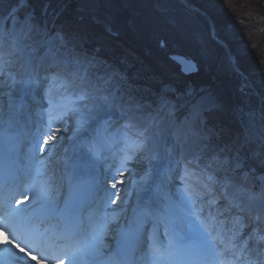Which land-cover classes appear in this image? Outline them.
I'll return each instance as SVG.
<instances>
[{
  "label": "bare ground",
  "instance_id": "obj_1",
  "mask_svg": "<svg viewBox=\"0 0 264 264\" xmlns=\"http://www.w3.org/2000/svg\"><path fill=\"white\" fill-rule=\"evenodd\" d=\"M45 1H47L46 3H48L47 7H49V5L52 7V4L48 0H45ZM66 1L67 0H59L58 4L64 7L66 4ZM81 1L83 2L85 0H81ZM175 1L178 2L174 4L176 6L175 9L174 8H168V9L160 8L159 12H161L162 17L164 18L169 17L168 20L174 19L175 22L185 21L190 18V20L192 19L190 24H192V22L195 23L196 22L195 19L205 20L208 22L209 27H211L212 30H215L219 23L222 26H226V27L229 24L230 25L237 24V23H239V25L242 24V27H243L242 30L236 29L235 27H233L234 25L229 26L232 32L234 33L226 32L225 37L229 39H234V40L232 41L231 44H228V45L227 44L224 45L223 44L224 40L220 39L217 34H214V32H212L211 37H216L220 39V41L216 44L217 45L215 48L216 53H214L213 55L209 53V55H207L205 59L206 58L208 59L211 57L210 63H212L213 61H217L219 65L220 63L218 60L223 59L224 60L223 65L226 68V70H228L227 72L230 73L229 76H231L232 79L236 80L235 81L236 88L240 86L242 82H244L243 84L247 85L250 88L251 93H253V97H249L247 100L251 101V102L249 101V103L253 107H249V109L250 111H253V112L256 110V112L258 113H259V110L262 111V113L260 114L261 116L258 119L261 121L260 122L261 126L264 127V92L259 87L261 84H264V77L262 76V71H264V68L260 65V63H264V37L258 36L257 30H256V28H264V16L258 13L259 11H262V10L264 11V0H237L234 3V7L232 4V7H233L232 11L234 13L241 14L240 11H243V10L247 12L245 13L243 11L244 12L243 17L240 18L239 21H236L237 19L235 20L236 16L223 13L224 9L219 8L218 6L220 5L217 2L214 3V1H210V0H175ZM69 2H70L69 4L73 8H76L75 4H77L78 0H69ZM131 2H133L135 5L140 4L139 1H131ZM131 2H129V0H125V2H122V4L126 5V3H131ZM122 4L120 5V7L122 6ZM49 10L51 11V9ZM250 10L255 11V13H249ZM23 11H24L23 9H20V12H19L20 16L22 15ZM80 14L83 15L84 17L82 21H88L84 15V12L81 13V11L78 8H76L75 12L72 13V15L75 17ZM62 15L65 16V14H62ZM122 17H123L122 20L126 21L125 25L127 26L129 30L133 31V27H136L138 29V26H137L138 21H133L130 23L128 21H131L132 18H129L127 20L126 18H124L123 15ZM192 17H195V18H192ZM101 22L102 23H99V24L102 27H104V30H106V28L107 29L117 28L116 26L110 25V24L116 23L117 21L115 20L110 21V22L108 20L106 21L102 20ZM118 27L122 28V26H118ZM139 34L140 32L137 31L136 35H139ZM142 36H143V33H142ZM112 37H114V35H112ZM26 41L28 45L30 44L32 45L30 47L33 49V47L36 44V41L33 39H27ZM93 42H95V38H93ZM102 43H106V42L102 40ZM21 47L23 48V46H14L11 41H5L3 47L0 48V53L3 54L4 58L7 61H10V63H8L4 69V74L0 75V121L1 120H12L14 121L13 123H16V125L18 124L19 128L23 132L22 134H20L23 148L26 149V148H29L30 145L36 143V140H37L35 138L36 135L33 133L37 134V132L43 133L46 131L45 137L44 139H42L44 141L46 139L50 140L51 137H54L52 136L51 130H47V128L49 126L55 127L58 123V118L62 117L63 119V117H75L77 119L75 122L78 123L80 117L79 115L73 116L72 114L63 115V112L65 111V109L63 108H57L56 110L52 111L51 115H49V111H50L49 105L47 101L43 99V95H44L43 90L47 88L49 85H48V82L44 80V77L49 76L52 73H57L56 66L58 65L62 66L61 60L57 59L56 57L55 58L51 57L50 54H46L47 53L45 51L46 47L43 45V47L41 46H38L39 48L37 47L38 50H37V53L35 54V57L32 58L29 62H27V60H25L26 57H25L24 51L21 49ZM114 48L117 49L116 47ZM173 52L177 54V57H181L183 63H187L190 61L188 60L186 54L183 53V52H187L188 55H190L191 54L190 52L188 51L178 52L177 49H173ZM20 56H21V59H20ZM116 56H120L121 58H123V54L120 52H117ZM72 58L74 57L71 56V59ZM125 59H127L128 61L130 60L129 57ZM97 61L100 62L101 58L98 57ZM67 62L70 63L69 61ZM104 62L110 68H115L119 70V74H120L119 78L124 77V79H126V78L132 77V79L134 80V83L141 82L137 84L138 87L141 88V85H143V75L146 72V68L143 65V63L147 64V62L145 61V58H142L140 64H138L135 67L129 68L128 71L124 70L123 66H121V63L116 64L115 62H113L112 64L111 61L107 57L104 58ZM86 66L87 65L84 64V67ZM95 66L100 68V64L95 65ZM197 66L198 65L195 66L194 71L198 70ZM64 71L68 72L69 74L77 73L79 72V65H74V66L70 65V68L66 67ZM129 74L131 76H129ZM10 76H15V79L17 81L27 80L30 76L39 79L41 81L40 86L37 87L33 85L32 88L35 89L34 94L36 98L40 101V103L37 104L32 101L31 96L33 93L31 91L27 95L24 94V90H21L18 86V84H21V83H16L15 85H13L11 83ZM212 77H214L212 74H205V75L202 74L201 75V73L197 71L195 73V79L193 80L194 82L196 81V83L190 82L186 84L185 87H187V89L192 90V89H196V86H198L199 90H197L195 93H193L189 97V96H183L185 91L184 89L180 88L176 90V93L180 95V97L178 98V95H176L173 97L172 100H170V102L172 101V103L181 104L182 109H185L188 106V104H191L196 100L195 101L196 103L193 104L192 109H190L189 111L190 112L192 111V117L199 116V114H202L206 110H208L209 108L208 106H210L208 100L206 99L207 97H210V94L208 93V95H202V91L204 92L207 88L211 89V87H213L212 85H214V81ZM253 79L255 80V82ZM134 83L126 81L125 83L120 82V85L123 84L125 87L128 88L129 85L131 86L135 85ZM135 86L134 87L132 86V87L134 88L136 92L137 90L135 89ZM208 89L206 90V92L208 91ZM108 90L113 91L110 88ZM65 93H69V92L67 91ZM133 96H135L138 102L142 105L140 109L143 110L144 108L146 110L147 109L151 110L150 105L148 104L143 105V97H141L140 95H136L135 93H133ZM165 97L169 98V96L167 95ZM211 98H212L213 103H215L211 111H213L214 113H218L222 121L218 122V125H216L214 120L210 122L211 113H209L210 111H208L206 112V115L204 116L206 118V119H203L204 123L206 122L208 124L210 122L209 126H211L213 130L229 133V130L226 128L228 126L227 123L232 124L230 120L233 119V118H229V115L232 116L231 113L233 109L242 108L243 103L236 102L234 108H230L231 104L228 102L226 103L225 100L220 99V97H218L217 95H214V97H211ZM21 99H23L26 105V107L23 109H20L18 107L21 102ZM254 99H256V101L258 100L260 108H258L257 105L252 102L254 101ZM223 105L227 107L225 111H223V109L220 108ZM215 107L217 109H215ZM15 108L19 109V113L17 114L15 113L16 111ZM180 109H181L180 106H178L176 110L174 109V113L177 115H182L180 116L182 117L181 118L182 120L178 119L179 121H181V123L172 122L171 124V121L167 123V127L165 130L171 133V136L170 135L158 136L159 133L158 134L155 133L156 130L160 132L161 130H163L162 126L166 125L164 121L160 125L157 123L151 124L155 128V130L152 131L151 132L152 134L150 135L151 141H150L149 147L151 151H147L144 155H143V152L137 155L139 162H140L139 167H141L140 171L137 172L136 174H133V173L127 174L129 178H127L126 175L123 173L124 171H126L127 173V169L129 168V166H131L133 162L136 161L137 156L134 155L128 160V162H125L121 166L120 171L115 174L116 181L113 182V185H115V187L112 189L114 191L113 199H115V201L113 203H115V207L117 206L121 207L122 204L124 203L123 202L124 200L125 202L127 201V203L130 205L135 204L136 200H138V197H141L143 195V186H145V184L148 183L147 175L151 174V172H148L149 169L151 170V167H148V165H150V162H152L154 165L160 168L163 172L168 173V172H172V170H176V162H175L176 158L180 157V155L183 156L182 160H184L185 158H190V155H193L196 152V150H198L197 148L193 147L194 145L193 143H191V141L189 143H185L186 142V138H185L186 135H184L185 131L188 130L191 126H189L188 121L185 122L184 116H183L185 115V113L182 109H181L182 111L180 112ZM236 109L234 110L235 112H237ZM12 112L15 114H12ZM118 113H120L119 109H113L107 112H98L97 114H95L93 119L88 120V122L84 124L83 126H81L80 123H78L77 125L75 123L74 128H71L70 130H68L67 121L63 119L61 128L65 132H60L61 135L58 136V140L52 141L48 150L43 149L42 152L37 153L36 151L33 154L29 153L26 156H23L24 153H22V155L20 156L21 157L20 159H22L21 160L22 163L23 164L25 163L24 164L25 169L28 171L30 180L32 181L38 180L39 185L43 186V188L49 186L53 189L54 185H56L57 182H54V184H49L48 173L51 170V168H54L55 172H57V177L58 178L60 177L59 179L64 181L70 187L71 182L68 179L70 172L65 171V170L67 169L68 164L72 163V161L74 160L72 158L73 157L76 158V156L75 154L74 155L70 154L69 155L70 157L62 156L60 157L61 159L60 162L64 161V163L63 164L59 163L54 157V152H55V151L53 152L54 147L55 146L58 147L60 144L61 145L63 144L62 148L65 147L66 149H69V150L71 149L72 151H74L73 149L75 146L78 149L80 148L78 151H82V152L85 150H89L90 148H93L94 154L98 155L99 153L95 149L94 142L92 141L91 143L88 141L89 137L93 138L95 136L94 135L95 130L94 131H91V130L96 125L101 126L102 124H104V121L102 120L106 119L105 120L106 122L116 121V115ZM187 113H188V110H187ZM245 113H249V111ZM250 114L254 115L255 113H250ZM10 116H11V119L9 118ZM120 123L121 122H116V124L113 127H117V125H119ZM236 124H237V127H233V128L231 126L229 127L232 128L231 130H235L240 133L241 138L237 137L235 139V144H240V140L243 141L242 138H243V134L245 133V131L243 129L242 122H241V125L238 122ZM36 126H39L41 128L39 130H36ZM120 127H123V125H121ZM205 135L206 134H203V133L200 134L201 141H203L202 139H203V136ZM257 135L258 136L256 138V142L258 144L260 142L261 136L259 134ZM104 136H107V134H104ZM226 137L231 138L232 135H228ZM77 140H80V142H82L83 148L81 145L77 146V144H74ZM248 145L249 144H247V146L245 145L247 151L240 150V152H236V153H241L244 157L250 158V154L253 155L255 152L254 150L255 146L252 145L251 147H248ZM60 146L59 148L62 149ZM162 146L171 147V150L175 153L173 154L171 152V158L175 157L174 162L170 161L167 158V155L163 153L167 149H164ZM205 146L207 147V150L210 151V154H218L221 157L226 155L227 154L226 151L229 150V149H226L224 146H223V150H221L219 144H217V142L214 140H210V142H207ZM249 148H251V151H252L250 153L248 151ZM45 151H50V156L45 157V159H43V162L41 163L38 160L39 158L38 155L40 154L42 155V153L44 154ZM203 152H205V149L202 150V154ZM231 153H234V151ZM260 154L261 152L256 151V153L254 154L251 160L255 162L259 158L261 159ZM153 156L159 158V160L157 159L156 163L155 161H153V159H151V157ZM229 157H232V155ZM82 160L84 161L85 157H82ZM119 168H120V164H117L113 167L114 170H118ZM253 170L255 171L254 173H255L256 178L264 177V173L263 174L260 173L259 168H254ZM168 174L171 175V173H168ZM176 174L177 173H174V176H176ZM149 180H150V177H149ZM164 181L165 180H163L162 183ZM259 181H261V183L262 182L264 183V181H262L261 179H259ZM167 183L169 184V186L173 187V183L172 184L170 182H167ZM257 183L259 182L256 181V184ZM175 185L179 186L180 182L177 180V183L175 182ZM252 189L254 190V188ZM133 190H135L134 192L138 194L133 193ZM254 191L259 193L258 192L259 188L257 187V190H254ZM55 193L53 192V190H49L47 192V195L44 192V196L42 198L40 193L34 192L32 194V192H30L28 194L29 196L28 200L33 202L31 206H35L39 203H43L41 202V200H44V199H45L44 202L48 204H53L56 201ZM118 194L122 195L123 197L119 199L117 196ZM187 219H189V217H187ZM201 219H203V216H201Z\"/></svg>",
  "mask_w": 264,
  "mask_h": 264
},
{
  "label": "snow or ice",
  "instance_id": "obj_2",
  "mask_svg": "<svg viewBox=\"0 0 264 264\" xmlns=\"http://www.w3.org/2000/svg\"><path fill=\"white\" fill-rule=\"evenodd\" d=\"M6 3L9 7L5 12L3 6ZM26 4L27 0H0V48L5 41H11L14 46H23L24 40L34 39V32L37 35L40 34V29L33 23L34 17L31 13L23 17L19 15L20 9ZM36 42L41 47L49 43L43 38ZM51 52L52 49L49 48L46 54ZM8 63L10 61H7L0 53V75L4 74ZM75 63L79 65V73H71V79L61 73H52L44 77L49 85L43 90V99L47 101L50 109L49 115L53 110L63 108L65 109L63 115H79L78 122L83 126L98 112L119 109L121 116L124 117L142 107L137 98L131 94L125 98L123 95H117L120 91L118 88L115 91H109L110 78L91 61L89 66L94 68L91 73L84 67L82 61L76 60ZM10 80L13 85L21 83L24 86V94L27 95L31 91L32 101L40 103L34 94L35 89L32 88L33 85L40 86L39 79L30 76L27 80L17 81L15 76H10ZM72 87L79 88V95L69 99L64 92ZM69 105L72 106L69 107ZM18 107L20 109L26 107L23 99ZM9 118L11 119V116ZM130 126L131 118L123 127ZM44 142L47 143L46 140ZM89 151H93V148ZM127 151L146 152L151 149L147 140H139L138 143L133 142L128 145ZM130 158L126 156V159ZM154 158V156L151 157V159ZM176 171L174 178L180 182L184 199L192 207H195L194 200L200 205L199 214L195 215V219L200 232L201 249L204 252H210L215 258L211 264H264V183L259 193L249 186L250 173L244 170L238 154L232 157L213 154L198 155L184 160L177 159ZM261 180L264 181V177ZM133 211L134 215L129 223L135 227L120 233L125 243L132 239H139L142 235L141 230L147 228L153 216L151 209L147 207L142 208L138 213L135 209ZM40 224L43 222L41 221ZM107 225L106 220L100 223L90 221L87 232L71 220L65 223L63 230L60 229V225H53L51 228L42 230L38 226L33 227L41 238L46 237L49 232L54 233L53 241H65L72 249L73 256L80 253L91 257V260L97 261V264H103L99 257L100 249L104 247ZM144 239L148 247V255L155 264L162 253L156 247L153 236L148 235ZM42 242H44L43 239ZM7 243L35 260L36 264H40L35 255L13 240H8ZM112 264H119V262L112 258ZM191 264H209V261L192 260Z\"/></svg>",
  "mask_w": 264,
  "mask_h": 264
},
{
  "label": "rangeland",
  "instance_id": "obj_3",
  "mask_svg": "<svg viewBox=\"0 0 264 264\" xmlns=\"http://www.w3.org/2000/svg\"><path fill=\"white\" fill-rule=\"evenodd\" d=\"M99 1L98 0H89V1L85 0L82 2L83 4H84V2H86L85 4H90V6H87V9L84 13V15L86 14L85 17L87 18V20L90 21L89 26H97V25L101 26L99 23H102L101 22L102 20H105V21L108 20V16L106 13H107V10L109 8L103 12L102 9L107 8V5H105L103 8L101 6L98 7L97 2H99ZM216 1H219V0H214V2H216ZM236 1L237 0H233V2H231V3L234 4ZM122 2H125V0H123ZM164 2L167 5L166 9H168V8H174L175 9L176 6L174 4L178 3L176 1H175V3L174 2L171 3V0H164ZM220 3L222 4L221 0H220ZM42 4L43 3L38 4L39 6L35 7V8L34 7L32 8L31 6L26 4L25 7L21 8L23 10L26 8V12L23 11L21 17H23L25 14H28V13H31L33 15V17H34L33 23L40 29L39 35H37L35 32L33 33V37H34L33 40L38 41L41 38L48 40L49 43L44 44V46L46 47L45 51L47 52V49H49V48L52 49L50 56L54 57V58L56 57L57 59L61 60L62 66L58 65V66H60L59 70L62 69L61 71L65 72L64 69H66V67L70 68V65H73V66L77 65L75 63V61L80 60L79 58L81 56L79 53H77V50L80 49L79 47L82 46V48H83L85 46V44H86L85 41L87 39L84 38L83 34H79V33H75L74 35L70 36L71 39L69 37H68L69 39H65V36H67V33H64L62 35V33L57 29L58 27L56 25L52 24V22H53L52 17L50 19L49 18L47 19L48 20L47 25L44 26V22H43V24L40 23L39 22L40 17L43 16L45 18L44 13H43L44 6L42 8ZM78 5H79V3H78ZM91 6H92V8H90ZM8 7H9V5L5 4L3 6V11L6 12ZM78 8H79V6H78ZM153 8L157 13H161V12H159L160 8L157 5H153ZM114 10H115V12H118L117 14L124 13V10H121V8L114 7ZM125 11H127V10H125ZM170 12H171V10H170ZM98 14H100V15H98ZM162 14H164V13H162ZM81 16H83V15H81ZM136 16L137 15L135 14L134 19ZM78 18L79 17H74V18H71V20L69 19V21L72 24H80L81 25V20L84 17H82V18L80 17L81 19H78ZM89 18H92V19H89ZM165 18H167V20ZM165 18L161 19L162 21H158V24L153 25V27L155 26L154 27L155 29L152 28V29L145 30L144 32H145L146 36L143 35V39H141L140 37L138 39H136V42L140 45L143 44V48H145V49H147V46H145L144 44L148 42L149 51H151V53H149L147 55V58L149 57L148 60L149 61L152 60V58H153L152 53L153 52H155V53H153L155 55V57L157 54H158L157 56L165 55L166 54V51H165L166 48L169 50V47L177 46L178 43L181 42L180 39L181 40L183 38L185 39V36H187L186 34L190 33L189 35H190L191 41H190V43H188L190 46L188 48V52L191 53L189 55L190 58L198 63V70L197 71L199 73H201V75L202 74L203 75L212 74L214 76V77H212V79L214 81V85H212L213 87H211V89L207 88L209 92L208 91L206 92L207 89L204 92L202 91V95H208V93L210 94V97L206 98L210 104V106L207 105L209 107L208 110H206L202 114H199V116H197V117L196 116L192 117V111L190 112L189 110L192 109V106H193V104L196 103L195 102L196 100L191 104L187 103L188 106L186 107V109L183 110L184 113L188 115V116L183 115L184 118L186 117L184 120H185V122L188 121L189 126H191L188 130L185 131V134H184V135H186V137H185L186 142L185 143H189L191 141V143H193V145H194L193 147L198 149V150H196V152L193 155H190V157L192 158V157H195L198 155L199 156L205 155L204 152L202 154V150H204L205 147L203 144H201L202 143L201 138H200L201 132H199L200 133L199 134L198 131L201 130L200 125L201 124L203 125V123H204V121L202 119L203 115L206 114V112H208V111L213 112V111H211V109L214 107L215 103H213L211 97H214V95H217L218 97H220V99L225 100L226 103L227 102L230 103L231 104L230 108H234L236 102L243 103L242 108H238V109L235 108L237 110V112H235L234 111L235 109H233V111L231 113L232 116L229 115V118L234 119V117H236L234 119L235 122L239 121L240 125L242 122L243 123V129L245 131V133L243 134V138H242L244 144L240 140L241 143L239 145H236V147H239L241 150L242 145L245 146V144H248V143L252 144L253 143V145L255 146L254 147V150H255L254 154L256 153V151L261 152V154H260L261 159L259 158L257 160V163H258L257 167L248 166L245 163L246 160L243 159V157L240 156L238 153H236V154H238V156L241 160V163L244 166V170H246L250 173L249 186L254 188V190H257V187H258L259 188L258 192H260L261 191V185L263 182L261 183V181H259V179H261V177L260 178L255 177V173H254L255 171L253 169L259 168V172L262 174L264 173V127L261 126V123H260L261 121L258 119L261 116L260 114L262 113V111L259 110V113H258V112H256V110L253 112V111H250V109H249V107H253V106L249 103L250 100H247V99L249 97H253V93H251V90L247 85L243 84L244 82H242L241 85L236 88V86H235L236 80L232 79L231 76H229L230 73L227 72L228 70H226V68L223 65V63H224L223 59L218 60L220 65L218 64L217 61H213L212 63H210L211 57L208 58L209 60L207 58L205 59V57L207 55H209V53H211L212 55L214 53H216L215 48L217 45H216V42L214 40L210 39L209 33H207V34L203 33L202 35L198 33L197 29H198V26L200 25L198 19H195L196 22L195 23L192 22V24H190L191 27H189V24H187V23H190L192 21V19L190 20V18L188 20H185L186 23L184 21H181L178 24L175 23L174 19L168 20L169 17H165ZM193 18H195V17H193ZM135 21H138V20H135ZM197 21H198V23H197ZM85 22L88 25V23H87L88 21H85ZM140 22H138V25H140ZM175 24H177L178 27L174 26ZM186 24H187V26L185 27ZM82 25H84V24L82 23ZM162 25H166L165 29H163V30H161ZM142 28H143V26H142ZM182 28H184V30L181 32ZM208 28H210V27L208 26ZM91 29H93V28H91ZM188 31H190V32H188ZM203 31H204V29H203ZM68 34H70V33H68ZM88 35H90V34H88ZM76 37L79 40H77ZM115 39L118 40L119 42L123 41V38L119 35ZM162 41L165 43V45L160 43ZM87 42H88V46H89V52L93 55L94 58L97 57L99 52L101 51V50H99V47H98L99 40L95 43H92V41H90V42L87 41ZM83 43H84V46L82 45ZM150 43H151V45H150ZM30 46H32V45L31 44L28 45L27 41L24 40L23 48L21 47V49L24 51V54L26 57V58L25 57L24 58H25V60H27V62H29L32 58L35 57V54L37 53V50L39 48L38 46H40V44H38L36 42L33 49ZM69 46H75V49H72ZM113 52L115 53L116 51H113ZM120 52L124 53V57L122 58L124 62L121 63V66H123L124 70L128 71V69L131 68L133 63L135 62V60H133V58L131 59V62H129L127 59H125L127 55L132 56L131 49H129V48L124 49L123 51H120ZM71 56L74 57V58H72L73 60L71 59ZM20 59H21V56H20ZM162 59H164V58L162 57ZM67 61H69L70 63H68ZM80 61H82L84 64L87 65L85 68H88L90 73L94 71L93 67L90 66V68H89V64H88V61L86 59L80 60ZM98 64H100V68L110 78V83H111L110 89L113 91H115L117 88L120 89V91L117 93V95H123L125 98H127V96L129 94H131V95H133V93H135L136 95H142L143 94V85H141V88L138 87L137 84L139 82L134 83V80L132 79V77L126 78V79H124V77H121V78L118 77L117 78V76H116L117 73H113L112 71L109 72L108 65L105 66L101 61L100 62L97 61L96 63H93V65H98ZM138 64H140V63H138ZM172 66L170 65V67H172ZM263 66H264V64H263ZM174 69L177 70L175 67H174ZM262 76L264 77V71H262ZM180 77H182V76H180ZM180 77L175 76V79L171 82V85L177 86L174 84V82L177 83L178 81H180ZM182 78L186 81L193 82V80L195 79V73L189 77H182ZM126 81L134 83L136 86L135 85H132V86L133 87L135 86V89L137 91L135 92L134 88L131 85H129L128 88L125 87L123 84L120 85V82L125 83ZM94 82L95 81L93 80V83ZM254 82H255V80H254ZM259 87L264 92V84H261ZM72 88H73L72 90H71V88H69L67 90L69 93L64 92V95H67L69 97V99H73L76 96V92H77L76 88L75 87H72ZM174 90H178V89H173L172 86L170 87L168 85L164 86L161 89V91H165L167 93H173L174 95H177L176 91H174ZM190 93H191V89L185 90L186 95H188ZM155 94L156 93H153V96ZM250 94H251V96H250ZM77 95H79V94H77ZM179 97L180 96H178V98ZM156 101H157V106L153 107L154 108L153 110L152 109L146 110L143 108V110L139 109L138 111H135V113H130L131 116H133L137 122L135 124H132L131 128H132V130H134L135 128H133V127H136L138 129L137 130L138 132L137 133L134 132V134L127 133V146L133 144V142L138 143L139 140H147L148 141L147 136H145L144 132L141 131V128H143V126H146L149 129V133H151L152 131L155 130V128L151 124L157 123L160 125L161 123H163L164 119H165L166 125L169 121H171V124H172V122L173 123H175V122L181 123V121H179L178 119L182 120L181 119L182 117H180L182 115L176 114L173 116L174 109H176L179 105H177L175 103H171L168 99H166L164 97V94L160 95L156 99ZM252 102L254 104H256L258 108H260L258 100L256 101V99H254V101H252ZM69 106L71 107L72 105H69ZM220 108L223 109V111H225L227 107L225 105H223ZM215 109H217V108L215 107ZM187 110H188V113L186 112ZM181 111L182 110H180V112ZM248 111H249V113H245ZM250 113H255V114L253 115ZM63 119H65L68 123V130H70L71 128H74L75 123H76V125L79 123V122L78 123L75 122L77 120L75 117H63ZM63 119H62V117L58 118L57 125L55 127L52 126V128H49L51 130L52 136H54V137H51V140L48 141L45 144L44 148L43 147L41 148V150H43V149L48 150L52 141L58 140V136L61 135L60 132H65L61 128ZM175 119H177V120H175ZM190 119H192V120H190ZM190 123H191V125H190ZM204 132L206 133V135L203 136V139H202L203 142H204V140H208L209 136L210 137L212 136V138L215 139L218 142V144H220V146L223 144V143H221V141L218 140V137H219L218 132H215L212 130V132L210 133V131L206 128H204ZM56 133H58V134H56ZM141 133H142V135H140ZM146 133H148V132L145 129V134ZM155 133H157V134L159 133L161 136L160 131L156 130ZM220 133H221V131H220ZM257 134H259L262 138V139L260 138V142L258 144L256 142V138L258 136ZM36 136H37V139L40 140L39 135L37 134ZM240 137H241L240 133H238V138H240ZM210 140L211 139H209V141ZM147 143H149V142H147ZM59 146L54 147V149H53V152L55 151L54 156L57 153V150L60 149ZM220 149L223 150L221 147H220ZM226 149H229L226 151L227 153L233 152V150L231 151L230 145H228L226 147ZM146 152H143V155ZM139 153H141V152L132 151L131 152L132 155H128V154L127 155L132 157L134 155H136V156L139 155ZM44 154H45V156L48 157V156H50V151H45ZM254 154H253V156H254ZM52 155H53V153H52ZM211 155H213V154H211ZM233 156H236V155H233ZM41 157H42V155H41ZM223 157H229V156L226 154ZM56 160L57 161L59 160L58 156L56 157ZM128 160L129 159L125 160L124 162H128ZM254 164H255V162H254ZM139 165H140V162H139V159L137 156L136 161L133 162V164L131 166H129V168L127 169V173H126V171H124L123 173L126 175L127 178H129L127 174H130V173L136 174L137 172L140 171L141 167H139ZM143 166H145V165H143ZM143 169H144V167H143ZM143 171H145V170H143ZM50 172H52L53 178H54L55 177L54 168H51ZM256 181H258L259 183L256 184Z\"/></svg>",
  "mask_w": 264,
  "mask_h": 264
},
{
  "label": "trees",
  "instance_id": "obj_4",
  "mask_svg": "<svg viewBox=\"0 0 264 264\" xmlns=\"http://www.w3.org/2000/svg\"><path fill=\"white\" fill-rule=\"evenodd\" d=\"M51 4L52 7L49 5V9H51L53 11V13H55L56 16V21L55 23L58 26V29L62 32L67 33V36L73 35V34H68V33H76V32H84L85 38L87 39L86 41H92V43H95L99 40L98 43V47L99 50H101L98 54L97 57L101 58V60H104V58H108L111 63L113 64V62H115L116 64H119L122 60V58L120 56H116V53L119 52V46H122L123 49L124 48H129L131 50L134 51V57L133 60H135V62L133 63L132 67H135L138 65V63H140L142 58H145V61L147 62V64L143 65L146 68V73L143 75V82L148 83L149 86H159L160 84H165L167 82H172L175 79V76H179L178 71L174 69V66H172L170 64V62L167 60V53L163 56H157L155 57V55L152 53L153 58L151 61L148 60L147 55L149 53H151V51H149V45L148 42L145 43L144 45L147 46V49L143 48V44H138L136 42V38L134 37L135 35L127 29V32L125 30H123V27L125 26L126 21L122 20L124 16V18H126L127 20L129 18H132L131 21H134V15L137 14V16L135 17V20H138V22H140V25L143 26V29H141V31H143V33H145V29L147 30V27L150 24H158V21H160V19H163L162 16L159 17V15L155 14V10L153 7L154 3H160V0H129V2L131 1H139L140 4L139 5H135L133 2L131 3H126V5L122 4V6L120 7L119 5L122 3L121 0H98L99 2H97V6H101L102 8L107 5V8H103L102 11L104 12L106 9L107 10V16H108V21H117L116 23L110 24L111 26H116L117 28H111V29H107L104 30V27L102 26H89L90 21L88 20V25L86 24L85 21L81 20V25L80 24H72L70 23L69 19L71 20V18H74L75 16L72 15L73 12H75L76 8H78V3H79V10L85 13L87 6H90V4H83L81 0H78L77 4H75L76 8H73L69 3V0L66 1V4L64 7L60 6L59 0H48ZM210 1H214V0H210ZM222 4L219 1H216L220 6H218L219 8L224 9L223 13L225 14H230V15H234L235 20L239 21L240 18L243 17L244 12L247 13L246 11H240L241 14H236L232 11V8L234 7V4L231 3L233 2V0H221ZM29 5L32 7V5H38L41 4L42 2H45V0H28ZM90 3V2H89ZM173 3V2H172ZM215 3V2H214ZM233 4V7H232ZM159 7H164L166 8V5H161L158 4ZM229 5V6H228ZM114 7L116 8H121V10H124V13L122 14H117L118 12H115ZM92 8V6L90 7ZM149 9V10H148ZM127 10V11H125ZM141 10V11H140ZM139 11V13H138ZM65 14V16H63L62 14ZM249 13H255V11L250 10ZM260 15L264 16V11H259L258 12ZM86 15V14H85ZM100 15V14H98ZM76 17H79L78 19H81L83 16L78 15ZM81 17V18H80ZM92 19V18H89ZM145 20V21H144ZM94 21V20H93ZM105 21V20H103ZM143 22V23H142ZM82 23L84 25H82ZM190 26V23H187ZM187 24L185 26H187ZM199 26L198 28H203L205 29L207 27V24L205 21L200 20L199 21ZM234 25L233 27H235L238 30H242V24L239 25V23L237 24H232ZM232 25H228L226 26H222L220 23L217 25L216 28V34L218 35V37L222 40H224L227 45L231 44L232 41L234 39H229L227 37H225V33L227 32H232L231 28L229 26ZM118 26H122V28H119ZM140 26V27H142ZM155 27V26H154ZM93 28V29H91ZM184 30V29H181ZM257 30V34L260 37H264V28H256ZM190 32V31H188ZM90 35H88V34ZM190 33H187L185 36V39L183 38L182 40L180 39L181 42L178 43L177 46L175 47H169L170 49L168 50L169 52L171 51L172 48H176L178 50V52H183V51H188V48L190 47L188 43H190ZM112 35H114V37H112ZM121 36L123 38L122 42H119L118 40H116L115 38H117V36ZM97 37V38H96ZM93 38H95V42H93ZM102 40H104V42L106 43H102ZM189 40V41H188ZM151 45V43H150ZM114 47H116L117 49H114ZM118 50V51H117ZM152 50V49H151ZM113 51H117L116 53H114ZM146 51V52H145ZM123 53V52H122ZM144 53V55H143ZM186 55L188 54L187 52H183ZM151 55V54H150ZM162 57L164 59H162ZM127 58V56H126ZM130 60L129 62H131L132 57H129ZM114 60V61H112ZM165 62H164V61ZM264 63H260V65L262 67ZM166 65V66H165ZM170 65L172 67H170ZM118 70V69H117ZM175 72H173V71ZM129 76H131L129 74ZM180 77V76H179ZM188 81L184 80L182 77H180V81L177 82L178 86L181 87H185ZM194 82V81H193ZM196 83V81L194 82ZM213 115L215 117H218L219 114H215L213 113ZM211 121L214 120L213 116H210ZM220 122V121H219ZM229 130V133H231L234 130H231L232 128L227 126L226 127ZM219 137L218 140L219 141H225L230 143L232 138H227L226 136H228L229 134L226 133H218ZM214 141H216L214 139ZM217 142V141H216ZM218 143V142H217Z\"/></svg>",
  "mask_w": 264,
  "mask_h": 264
},
{
  "label": "water",
  "instance_id": "obj_5",
  "mask_svg": "<svg viewBox=\"0 0 264 264\" xmlns=\"http://www.w3.org/2000/svg\"><path fill=\"white\" fill-rule=\"evenodd\" d=\"M171 59L180 66V70L183 74L187 75L195 72V64L192 63V61L183 63L181 57H177L176 55L171 56Z\"/></svg>",
  "mask_w": 264,
  "mask_h": 264
}]
</instances>
